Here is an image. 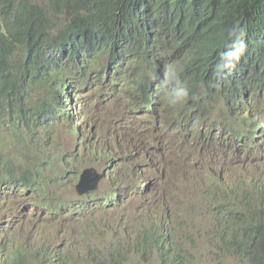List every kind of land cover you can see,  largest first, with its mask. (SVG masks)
<instances>
[{"label":"trees","instance_id":"trees-1","mask_svg":"<svg viewBox=\"0 0 264 264\" xmlns=\"http://www.w3.org/2000/svg\"><path fill=\"white\" fill-rule=\"evenodd\" d=\"M179 86L189 98L172 105ZM254 151L264 152V0H0V206L13 221L14 195L55 235L70 212L83 226L93 196L66 190L83 167L70 155L84 154L111 183L106 208L145 206L119 220L122 239L93 253L98 264H264V159L254 179L237 176L245 189L222 183L209 159ZM175 205L204 211L202 249ZM107 213L83 230L96 237ZM21 224L0 235V264H42Z\"/></svg>","mask_w":264,"mask_h":264},{"label":"clouds","instance_id":"clouds-1","mask_svg":"<svg viewBox=\"0 0 264 264\" xmlns=\"http://www.w3.org/2000/svg\"><path fill=\"white\" fill-rule=\"evenodd\" d=\"M243 51H244L243 40L238 39V42L235 46V50L232 54L238 60L240 55L243 53ZM166 75L169 78H171L174 74H173L171 69H168L166 72ZM176 83L179 85V83H180L179 80H177ZM71 84H73V82H70V84H69L70 85V87H68L69 93H71L73 91V88H72L73 85H71ZM93 85H94L93 80L88 81L86 83L87 91L91 92L93 89ZM168 96H169V103L172 105H175L177 103L185 102L189 98V91L186 87H183V86L174 87L172 89V91L168 94ZM47 99H48V93L45 97H43L41 99V103H40L39 108H41V106L43 105V102H45ZM192 99H195V97L193 96ZM85 103L87 105L99 106L98 103L94 102L91 99L86 100ZM78 122L80 123L83 121L79 120ZM70 157L72 159V162H74V163H81V160L87 159L86 155H84V154L83 155L81 154V155L75 157L74 153H71ZM87 169H94L99 174L103 175V177H105V175H104L105 172L99 170L94 165L91 168H83L82 167V169L80 170V173L77 177V180L73 184L72 188L70 190L69 189L66 190V192L69 193L68 194L69 199L76 197V198H82V200H84V199L90 197L91 194L93 193L92 192V193L82 197L83 195H78L76 190H75L76 186L79 184L80 177H81L83 171L87 170ZM254 178L255 177H253V179ZM234 185H242L244 189L247 187L246 182L240 181L238 179ZM96 190H97V188H96ZM97 193H98V191H97ZM7 194H9V192L5 191V189H0V202H1V196L4 197ZM93 194L95 196H93L92 198H95L97 194L96 193H93ZM18 195H19V193H18ZM14 198L15 197L13 195L12 201L10 202L9 209H14L12 211L16 212V219H15V221H13V214H12V212H8V209L7 210H1L2 223L0 225V235H3L2 233H3L5 228L12 227V229H14L15 226L21 221L22 224H21L20 229L22 230L23 234L25 233L26 228L28 230L34 232L35 238H39L37 241H40L41 243H39V244H41L43 246L41 250H39V247L36 244L34 246L36 248L34 251L36 258L40 263H42V264H98L96 262V260L93 258V255L97 254L96 251L101 250L105 255H109L110 251L112 250L113 241H111L110 243H108L106 245L92 246L91 257L88 260H82V259H78V258L73 257V252L78 251L82 246L81 245L78 248L75 247L74 239H75L76 235L77 236H79V235L84 236L85 241H87L89 238H91V236H89L84 230H82V233H77L74 230L75 226L81 225L82 219L80 218V216L77 214H72L70 212L69 216L71 218H73L72 221L69 224H67L64 228L60 229V232H58V234L55 235L53 224L51 225L48 217L42 216V213L37 212L35 210V208H30L32 210H27L26 208H21V207L17 206V204L15 202H13ZM4 206H7V205H4ZM91 206H92V204L91 205L85 204V209H86L89 217L87 218V220L84 221V223H86V222L90 221L91 219L95 218L96 216L100 215L99 213L106 209L105 206L99 207L98 208L99 212L97 213L98 210L96 209V207L93 208ZM26 211H28V212H26ZM28 214H30L31 216L36 215L38 217V220L32 219V218L30 220L26 219V216ZM103 220L102 221H96V225H98V227L93 226V229H97L100 226H104L105 224L106 225L108 224V222L103 223ZM11 222H13V223L10 226ZM39 222L43 225L42 227H39V225H38ZM105 235H106V232H105ZM99 237L104 238L105 236H101V234H99ZM121 245H122V241L120 243V246ZM53 249L63 250L64 253L63 254H53L51 252V250H53ZM65 255L68 257H65ZM101 257L105 258L104 256H101ZM154 260H156V259H150V260H147L146 262H152Z\"/></svg>","mask_w":264,"mask_h":264},{"label":"rangeland","instance_id":"rangeland-1","mask_svg":"<svg viewBox=\"0 0 264 264\" xmlns=\"http://www.w3.org/2000/svg\"><path fill=\"white\" fill-rule=\"evenodd\" d=\"M68 82H72L69 80ZM39 99L38 97L34 100V102ZM107 134H110V132L107 130ZM52 136L55 138H59L57 132L52 133ZM122 145H127L126 142H122ZM121 146V144H120ZM243 155L236 159H217L210 157L209 159L211 162H214V166L211 167V169L214 172V176L216 178H219L222 183L225 181L228 185H234L237 181V176H245L247 174L252 175L255 177L257 173L259 172V169H257L255 164L262 165L260 163V160L264 159V152H257L254 151L251 153L248 157V152H243ZM83 168H91L93 167L92 161L88 159L81 160L80 163ZM114 164V163H113ZM223 164V165H222ZM118 174V173H117ZM255 174V175H254ZM204 176H207L206 174H203ZM239 180V179H238ZM111 183L108 179L105 177H100L97 182V190L93 193H96V197L93 198L92 206L93 208H99L103 207L107 203V198L103 194H108L111 191ZM186 188H190V184L186 185ZM98 191V193H97ZM91 194V196H94V194ZM114 201L110 200V204H113ZM176 212H178L179 215H184L187 218L191 220L192 225V232L195 235V245L200 250L203 247V240L199 237V235H202L205 231L206 222H205V216L204 211L200 208H198V205L194 207L186 208L183 205H175L174 206ZM7 206H0V225L2 223V216H1V210H7ZM14 210V209H10ZM106 212H109L106 214V219L109 221L107 225L100 226L97 229H94L97 233L96 237H91L87 241L84 240V236H77L75 237V247L78 248L81 246V248L78 251L73 252V257L82 259V260H88L91 257V251L92 246L95 245H106L110 243L111 241H114L117 238H121L119 236V231L117 227V223L119 220L126 221L130 217H138L139 215L143 214L145 212V206L141 205L139 201L133 202L130 204L127 208H116L114 206H110L106 208L105 210L101 211L99 214H104ZM159 213H157L158 215ZM13 222L10 223V226ZM92 224L91 221H88L83 224V226ZM82 225H77L74 227V230L77 233H82L83 230ZM105 231L106 235L104 238L99 237V234ZM122 239V238H121ZM123 241V240H122Z\"/></svg>","mask_w":264,"mask_h":264},{"label":"water","instance_id":"water-1","mask_svg":"<svg viewBox=\"0 0 264 264\" xmlns=\"http://www.w3.org/2000/svg\"><path fill=\"white\" fill-rule=\"evenodd\" d=\"M100 177H103V175L99 174L94 169H87L84 170L81 177L79 184L76 186L75 190L78 195H83L82 197L96 191L97 188V182ZM241 183V182H240ZM34 247V251H35Z\"/></svg>","mask_w":264,"mask_h":264},{"label":"bare ground","instance_id":"bare-ground-1","mask_svg":"<svg viewBox=\"0 0 264 264\" xmlns=\"http://www.w3.org/2000/svg\"><path fill=\"white\" fill-rule=\"evenodd\" d=\"M157 88H159V87H157ZM75 116V115H74ZM77 117V116H76Z\"/></svg>","mask_w":264,"mask_h":264}]
</instances>
